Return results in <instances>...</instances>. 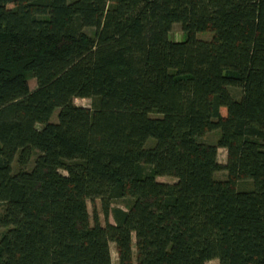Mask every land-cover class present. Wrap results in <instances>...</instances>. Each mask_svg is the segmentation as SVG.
<instances>
[{"label":"trees","instance_id":"obj_1","mask_svg":"<svg viewBox=\"0 0 264 264\" xmlns=\"http://www.w3.org/2000/svg\"><path fill=\"white\" fill-rule=\"evenodd\" d=\"M0 204V264H264V0H0Z\"/></svg>","mask_w":264,"mask_h":264},{"label":"rangeland","instance_id":"obj_2","mask_svg":"<svg viewBox=\"0 0 264 264\" xmlns=\"http://www.w3.org/2000/svg\"><path fill=\"white\" fill-rule=\"evenodd\" d=\"M87 31L92 33L90 29H88ZM195 37L198 39H201V40H210L212 37V33L211 32H199V33L195 34ZM169 39L173 40V41H182V40L186 39V36L181 32L179 24H174L171 32L169 33ZM28 84H29L30 90H33L36 88V82L34 79H30L28 81ZM228 91L233 96V98H235V99L240 98L241 90L239 88L229 86ZM73 102L77 106H81V107H85V108H89V109L91 108V100L89 98H74ZM57 112H58V109L55 110V112L51 116L50 121L55 122L57 120V117H56ZM221 113H222V115H225V109H222ZM151 116H156V115L153 114ZM39 127L40 126L38 125V128ZM217 138H218V131H211V132L205 134L204 136H202L200 140L202 142H205L208 144H215ZM153 142H154L153 139H149L147 141L146 146H151V144ZM226 155H227L226 150L224 148H218L217 149V161L219 164L224 165L226 163ZM34 158H35V156L31 157V161L29 162L27 169L31 168ZM17 168L18 167H17V163H16V158H15L13 161V169L17 170ZM61 173H64V172L61 171ZM214 177L217 180H225L227 178V173L225 170L221 169L214 174ZM156 179H157V181L164 182V183H172L175 181V179H173L172 177H168V176H161V177H157ZM236 187H237V189H241V190L250 189L251 188V180L241 178L237 181ZM129 201H130L129 199L114 200L111 203L110 208L118 207V208H122V209L126 210L128 207ZM86 203H87V211L90 215L91 223H93V218H94V216H96L102 225L106 222V220L109 223L114 224L112 213H109L108 217H105L103 210L101 208L100 200L98 198H95L92 200L87 199ZM2 207H3L2 204H0V211L2 210ZM4 230H5L4 228L0 227V234ZM132 246H133V251H135L134 238H133ZM109 247H110L112 264H118L117 253H116L114 243H110ZM205 264H219V261L217 259H211V260L207 261Z\"/></svg>","mask_w":264,"mask_h":264}]
</instances>
